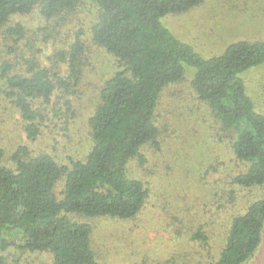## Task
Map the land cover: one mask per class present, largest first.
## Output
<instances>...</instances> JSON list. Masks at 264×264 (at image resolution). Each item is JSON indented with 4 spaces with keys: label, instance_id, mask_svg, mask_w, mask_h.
I'll list each match as a JSON object with an SVG mask.
<instances>
[{
    "label": "trees",
    "instance_id": "trees-1",
    "mask_svg": "<svg viewBox=\"0 0 264 264\" xmlns=\"http://www.w3.org/2000/svg\"><path fill=\"white\" fill-rule=\"evenodd\" d=\"M98 14L90 27L93 42L113 54L121 69L105 80L89 125L93 145L84 160L59 164L50 154L31 155L18 146L11 159L15 168L0 163V250L16 248L49 252L51 264H98L92 244L98 218L132 220L142 211L150 189L129 165L147 163L143 147L161 151L156 112L163 90L194 69L191 86L224 131L231 129V150L245 168L232 178L233 186L264 185V113L254 105L241 76L264 65V37L236 40L222 53L203 56L182 40L164 20L189 11L203 0H90ZM82 0H0V25L14 14L37 7L45 18L62 16ZM10 34L22 37L16 23ZM82 41L76 39L60 53L69 75L59 77L64 88L78 82ZM35 69V68H34ZM27 75H5L7 91L25 120L28 138L39 134L33 102H50L56 83L47 68ZM228 137V135H227ZM176 142V145H180ZM181 149V147H180ZM4 151L0 148V158ZM64 177L61 197L54 188ZM228 195L237 189L230 187ZM224 226L219 256L209 264H245L262 240L264 197L232 213ZM201 225L194 240L208 242L211 231Z\"/></svg>",
    "mask_w": 264,
    "mask_h": 264
},
{
    "label": "rangeland",
    "instance_id": "rangeland-1",
    "mask_svg": "<svg viewBox=\"0 0 264 264\" xmlns=\"http://www.w3.org/2000/svg\"><path fill=\"white\" fill-rule=\"evenodd\" d=\"M97 14L95 3L82 0L62 16L47 19L35 7L29 13L12 15L0 25L1 164L15 168L11 156L21 145L32 156L48 153L59 164L86 158L93 145L89 118L99 102L100 89L122 68L113 54L92 40L90 27ZM164 22L200 54L212 56L236 40L264 37V0H203ZM16 23L23 26L22 37L8 32ZM76 39L83 45L80 74L76 84L68 80L71 86L64 88L57 84L58 78L66 79L69 72L60 53ZM37 66L48 69L56 88L48 104L41 98L34 100L32 106L42 117L37 120L39 134L28 138L25 120L5 94V75H27ZM193 72L186 66L183 79L168 85L161 94L156 112L161 151L143 147L147 163L139 166L134 160L129 165L150 189L142 211L132 220L93 221L92 244L98 264H209L219 256L223 224L231 214L264 197V185L233 186V176L245 168L231 150L237 132L224 131L210 108L198 100L191 86ZM241 76L255 107L264 113V65ZM63 178L54 188L58 198ZM230 187L237 189L235 195L226 193ZM201 225L211 231L208 242L194 240ZM51 263L49 252L0 250V264ZM245 264H264V230L259 246Z\"/></svg>",
    "mask_w": 264,
    "mask_h": 264
}]
</instances>
